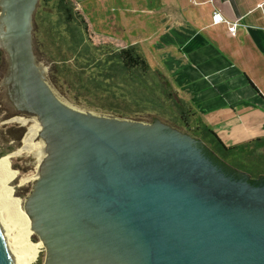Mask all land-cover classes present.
Returning <instances> with one entry per match:
<instances>
[{"label": "water", "instance_id": "95a60500", "mask_svg": "<svg viewBox=\"0 0 264 264\" xmlns=\"http://www.w3.org/2000/svg\"><path fill=\"white\" fill-rule=\"evenodd\" d=\"M39 1L0 0V105L34 119L31 142L45 146L24 204L43 264H264L260 191L249 190L256 206L239 203L189 136L87 109L51 86L33 50ZM0 264H11L1 238Z\"/></svg>", "mask_w": 264, "mask_h": 264}, {"label": "crops", "instance_id": "0c3cea01", "mask_svg": "<svg viewBox=\"0 0 264 264\" xmlns=\"http://www.w3.org/2000/svg\"><path fill=\"white\" fill-rule=\"evenodd\" d=\"M74 1L85 16L83 0ZM114 2L107 30L85 16L94 34L153 53L226 146L264 138V0ZM215 10L238 23L237 36L213 22Z\"/></svg>", "mask_w": 264, "mask_h": 264}, {"label": "trees", "instance_id": "16d2710c", "mask_svg": "<svg viewBox=\"0 0 264 264\" xmlns=\"http://www.w3.org/2000/svg\"><path fill=\"white\" fill-rule=\"evenodd\" d=\"M76 5L74 0H40L33 17L34 54L48 67V82L59 94L119 118L160 119L203 141L235 169L264 175V138L226 146L155 65L153 53L139 45L118 48L108 39L93 42L90 23ZM3 60L0 49V67Z\"/></svg>", "mask_w": 264, "mask_h": 264}, {"label": "rangeland", "instance_id": "374dc122", "mask_svg": "<svg viewBox=\"0 0 264 264\" xmlns=\"http://www.w3.org/2000/svg\"><path fill=\"white\" fill-rule=\"evenodd\" d=\"M95 2L96 0H83L81 2V4L84 5V8L86 9L85 16L89 20L91 18L96 17L98 21L102 23L103 27H105V29L107 30V26H106L107 18L113 14V11L115 10L113 8L116 7L115 5H118V3L116 4L114 0L111 1L97 0L98 2V6H97ZM90 34L93 42L100 44L104 41V38L94 34L92 29H90ZM116 45L118 44L114 43V46ZM154 61L157 62L155 58ZM4 65H5V60H3V64L0 67V82L3 78ZM152 65L155 66L158 65V63ZM2 92H3V88L0 87V94ZM15 118L26 119L28 120V122L26 124H22L20 122L15 121L14 120ZM33 120L34 119L24 114H18V115L11 114L2 105H0V154H5L4 157L2 156V158H0V161H3V164L8 167V171L11 174L10 182L7 184L6 188H8L11 191L10 200L17 201L19 203L18 207L20 213H24L25 199L29 197L31 193V184L36 180H33L25 184L23 181L27 176L36 174L39 163L38 161L40 160L41 157H39L40 152L39 153L35 152L33 154L31 153L21 154L16 157H9V155L19 152V150L23 146L26 133L28 132V130L32 125V122L30 121ZM39 141H40L39 138L35 140V142L38 143ZM4 209L5 208L2 207L1 211L5 215L6 222H9L11 215L6 213L8 211L7 209L5 210ZM26 242L34 245L41 244L39 238L30 229L28 230L26 235ZM45 257H46V249L43 246L29 264H43Z\"/></svg>", "mask_w": 264, "mask_h": 264}, {"label": "bare ground", "instance_id": "6f19581e", "mask_svg": "<svg viewBox=\"0 0 264 264\" xmlns=\"http://www.w3.org/2000/svg\"><path fill=\"white\" fill-rule=\"evenodd\" d=\"M14 120L22 124L28 122V120L22 118H15ZM30 122H32V125L26 133L23 146L19 152L11 154L9 157L40 152L39 157L41 158L38 161L39 168V166L47 160V156L44 152L45 146H41L38 142H35V140L31 142L34 135L40 131L38 130L39 126L35 120ZM10 177L11 174L8 171V167L3 164V161H0V238L11 264H29L44 245H42V242L41 244L35 245L26 242L27 232L29 229L31 230V228L25 219L24 213L19 212V203L10 200L11 191L6 188L7 184L10 182ZM38 179V173L36 172L35 175L27 176L23 182L25 184ZM2 207L8 210L6 212L7 214L11 215L9 222L5 220V215L1 211Z\"/></svg>", "mask_w": 264, "mask_h": 264}, {"label": "flooded vegetation", "instance_id": "af4514ba", "mask_svg": "<svg viewBox=\"0 0 264 264\" xmlns=\"http://www.w3.org/2000/svg\"><path fill=\"white\" fill-rule=\"evenodd\" d=\"M14 101V100H13ZM136 121V120H133ZM138 122H142L145 124H150L153 125L156 121H160L162 124H164L165 126H169L170 128L174 129V130H178V132L189 136L190 138H192L193 140L197 141V145H196V152L198 153L199 156H201L202 159H204L209 166H211L210 168L212 169V172L214 174L218 175H222L224 178L228 179L229 181L233 182L234 184H236V192L240 193L243 197H241V199L239 200V203L242 202L243 200H247V201H252L250 200V193L249 190H258L260 191L259 196L264 199V175H257L255 177L249 175L246 172H243L241 170L235 169L234 167L228 165L227 163H225L224 161H222L203 141H201L200 139L194 137L193 135L169 124L166 122H163L160 119H153L150 122H145L144 121H140L137 120ZM37 182V181H36ZM36 182L34 183V185H32V189L34 190V186L36 185ZM33 190L31 191V194L33 192ZM30 194V195H31ZM252 203L256 206V204L252 201ZM263 204V203H262ZM34 233L38 236L39 241L41 240L40 235L34 231ZM43 245V244H42ZM44 248L46 249V247L44 246ZM46 256H47V249H46Z\"/></svg>", "mask_w": 264, "mask_h": 264}, {"label": "built area", "instance_id": "2783aa9c", "mask_svg": "<svg viewBox=\"0 0 264 264\" xmlns=\"http://www.w3.org/2000/svg\"><path fill=\"white\" fill-rule=\"evenodd\" d=\"M213 22L215 24H219V23H222V22H225L227 23L228 25V30H229V33L231 36H237V33H238V23L237 22H228L227 20L224 19L223 15L219 12V11H214L213 12ZM263 22H264V17H263Z\"/></svg>", "mask_w": 264, "mask_h": 264}]
</instances>
